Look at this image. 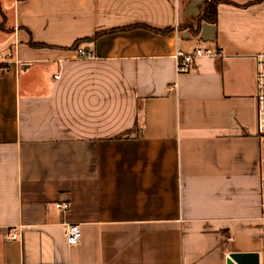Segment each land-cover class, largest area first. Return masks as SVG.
<instances>
[{"label":"crops","instance_id":"0c3cea01","mask_svg":"<svg viewBox=\"0 0 264 264\" xmlns=\"http://www.w3.org/2000/svg\"><path fill=\"white\" fill-rule=\"evenodd\" d=\"M0 18V264H264V0H0ZM196 48L218 55L177 74Z\"/></svg>","mask_w":264,"mask_h":264},{"label":"built area","instance_id":"2783aa9c","mask_svg":"<svg viewBox=\"0 0 264 264\" xmlns=\"http://www.w3.org/2000/svg\"><path fill=\"white\" fill-rule=\"evenodd\" d=\"M75 56L79 60H94L95 55L91 50L77 48L74 51ZM218 55V51L209 48H196L191 53L177 52L175 59V69L177 74L190 71L196 59L201 57H212ZM257 73H256V131L260 135H264V52L256 56ZM55 76V79H58ZM262 209L264 211V197L262 199ZM55 207L64 213H68L70 205L68 203L56 204ZM17 234H12L11 239H17ZM65 238L70 246H76L80 242V229L76 224H70L65 229Z\"/></svg>","mask_w":264,"mask_h":264},{"label":"water","instance_id":"95a60500","mask_svg":"<svg viewBox=\"0 0 264 264\" xmlns=\"http://www.w3.org/2000/svg\"><path fill=\"white\" fill-rule=\"evenodd\" d=\"M226 264H259V258L255 253H233L228 255Z\"/></svg>","mask_w":264,"mask_h":264},{"label":"trees","instance_id":"16d2710c","mask_svg":"<svg viewBox=\"0 0 264 264\" xmlns=\"http://www.w3.org/2000/svg\"><path fill=\"white\" fill-rule=\"evenodd\" d=\"M214 8H215V4L212 3V4H210L208 6L207 9H205V12H204V20H205V17H206V20H208L210 22H215V16H214V12H213V9ZM29 45L32 46V47H40V45H37V44H34V43H30ZM6 68L7 67H6L5 64L0 63V75L5 72Z\"/></svg>","mask_w":264,"mask_h":264},{"label":"rangeland","instance_id":"374dc122","mask_svg":"<svg viewBox=\"0 0 264 264\" xmlns=\"http://www.w3.org/2000/svg\"><path fill=\"white\" fill-rule=\"evenodd\" d=\"M0 20H1V18H0ZM1 35H2V33H1V31H0V38H1ZM8 36V35H7ZM10 36H8V38H9ZM8 38H6V39H8ZM11 41V40H10Z\"/></svg>","mask_w":264,"mask_h":264}]
</instances>
